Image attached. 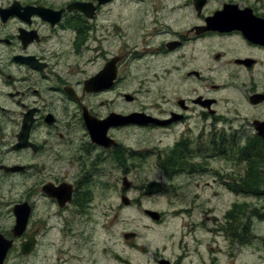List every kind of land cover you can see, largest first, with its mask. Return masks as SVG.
Segmentation results:
<instances>
[{
  "label": "flooded vegetation",
  "instance_id": "1",
  "mask_svg": "<svg viewBox=\"0 0 264 264\" xmlns=\"http://www.w3.org/2000/svg\"><path fill=\"white\" fill-rule=\"evenodd\" d=\"M145 142L159 172L147 182ZM255 185L264 0H0L3 264H238L239 195L263 197ZM167 187L180 188L170 211L142 207ZM215 187L235 200L200 212ZM111 199L167 223V242L130 229L113 241L97 210Z\"/></svg>",
  "mask_w": 264,
  "mask_h": 264
},
{
  "label": "rangeland",
  "instance_id": "2",
  "mask_svg": "<svg viewBox=\"0 0 264 264\" xmlns=\"http://www.w3.org/2000/svg\"><path fill=\"white\" fill-rule=\"evenodd\" d=\"M146 141V139H145ZM150 146V145H149ZM147 146V143L144 144V158H145V166L143 167V178L144 182L148 180L157 178L159 172L155 169H150L148 164H150L151 159L150 155L147 153V150L150 149L151 146ZM153 160V158H152ZM142 174L140 169L137 170V175ZM114 185V182H113ZM178 187H167L165 192L161 193L158 197H154L153 199H144L141 198L142 207L154 208L159 212H168L172 207L171 199L173 191L179 190ZM261 189L260 191H263ZM207 195L214 194L215 192L220 193L221 197H213L211 196L210 201H206L201 199L198 202L199 209L202 212L205 209H214L219 204L216 201L225 200L224 207L226 208V204L234 201L235 198L228 194L227 190L223 187H215L208 188L206 190ZM1 193V191H0ZM115 194V188L111 191V196ZM202 194V193H201ZM131 197L142 196L141 193L137 190H133L130 193ZM248 195L244 196L243 194L239 195V203H245L247 205V209L244 212L242 225L249 226L246 229V232L243 234L242 243L243 246L240 250V259L238 264H264V196L263 197H250L247 198ZM245 199V200H243ZM222 204V202H221ZM97 210H102L104 212V221L107 225L111 224V237L113 241L115 240L117 233L120 230L130 229L136 230L142 234L143 242H167V234L169 233V225L166 224H158L156 225L153 221L151 222L149 219L145 218L140 208L138 209V214L133 213L131 209H123L119 210L117 203L114 199H111L105 206ZM224 208V209H225ZM97 229V225L93 226ZM97 239L101 232L97 231ZM49 239H52L54 242L59 240V236L56 234H51ZM84 239L81 238L79 241V247L83 244ZM47 243V242H46ZM73 248V254L76 256L78 254V248ZM72 264V263H71Z\"/></svg>",
  "mask_w": 264,
  "mask_h": 264
},
{
  "label": "water",
  "instance_id": "3",
  "mask_svg": "<svg viewBox=\"0 0 264 264\" xmlns=\"http://www.w3.org/2000/svg\"><path fill=\"white\" fill-rule=\"evenodd\" d=\"M129 119H131V120H133V117H130V118H124V119H122V120H118V119H116L115 117H112L111 119H109L108 121V124H111V122H115L116 120H117V122L118 121H120V123H121V121H125L124 123H126ZM138 120V119H137ZM141 120V119H140ZM130 121V120H129ZM116 122V123H117ZM159 186H156V185H150V186H148L147 187V193H151L153 190H155V189H157ZM148 214L152 217V218H157V213L156 212H148ZM17 215H18V217H19V221H18V225H17V227H16V229H18V227H20L21 225H22V216H21V212L20 211H18L17 212ZM24 224V223H23ZM10 242H7L5 239H4V237H3V235H1L0 234V264H3V261H4V258H5V255H6V253H7V250H8V248H9V246H10Z\"/></svg>",
  "mask_w": 264,
  "mask_h": 264
},
{
  "label": "trees",
  "instance_id": "4",
  "mask_svg": "<svg viewBox=\"0 0 264 264\" xmlns=\"http://www.w3.org/2000/svg\"><path fill=\"white\" fill-rule=\"evenodd\" d=\"M254 187V189L256 190V191H260L261 189H263V188H261V187H259V186H257V185H255V186H253Z\"/></svg>",
  "mask_w": 264,
  "mask_h": 264
}]
</instances>
